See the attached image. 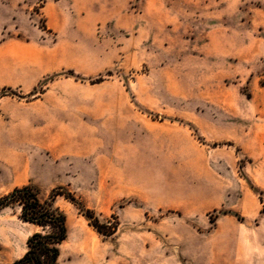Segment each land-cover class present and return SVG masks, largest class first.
<instances>
[{
  "label": "rangeland",
  "instance_id": "1",
  "mask_svg": "<svg viewBox=\"0 0 264 264\" xmlns=\"http://www.w3.org/2000/svg\"><path fill=\"white\" fill-rule=\"evenodd\" d=\"M57 1L0 0V198L64 213L59 264H264V0Z\"/></svg>",
  "mask_w": 264,
  "mask_h": 264
},
{
  "label": "trees",
  "instance_id": "2",
  "mask_svg": "<svg viewBox=\"0 0 264 264\" xmlns=\"http://www.w3.org/2000/svg\"><path fill=\"white\" fill-rule=\"evenodd\" d=\"M59 193H55V199ZM71 201L76 202L74 198ZM78 204V203H77ZM20 207V219L33 224L41 231L35 232L27 240V250L24 255L11 264H59L60 245L67 238L66 217L60 210L53 208L52 204L42 201L36 189L30 185L15 188L9 194L0 198V211L7 207ZM90 210L84 214L87 219L93 221L90 224L96 231L106 237L116 231V227H110L101 223L94 217Z\"/></svg>",
  "mask_w": 264,
  "mask_h": 264
},
{
  "label": "crops",
  "instance_id": "3",
  "mask_svg": "<svg viewBox=\"0 0 264 264\" xmlns=\"http://www.w3.org/2000/svg\"><path fill=\"white\" fill-rule=\"evenodd\" d=\"M60 1L58 0L55 4H59ZM42 10L45 12V16L48 19V30L58 31L62 27L65 26L66 14L64 12L61 13H53L52 7L49 3L45 2Z\"/></svg>",
  "mask_w": 264,
  "mask_h": 264
}]
</instances>
